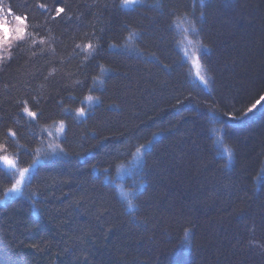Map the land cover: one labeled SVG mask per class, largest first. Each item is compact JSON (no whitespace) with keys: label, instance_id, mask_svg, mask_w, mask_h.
Wrapping results in <instances>:
<instances>
[{"label":"trees","instance_id":"trees-1","mask_svg":"<svg viewBox=\"0 0 264 264\" xmlns=\"http://www.w3.org/2000/svg\"><path fill=\"white\" fill-rule=\"evenodd\" d=\"M122 2L0 0L28 17L0 63V156L33 168L0 205V264H264V109L244 115L264 96V0ZM14 185L0 165V200Z\"/></svg>","mask_w":264,"mask_h":264},{"label":"rangeland","instance_id":"rangeland-1","mask_svg":"<svg viewBox=\"0 0 264 264\" xmlns=\"http://www.w3.org/2000/svg\"><path fill=\"white\" fill-rule=\"evenodd\" d=\"M139 2V0H136V2L134 4H130V5H124L122 2V5L125 9H131L133 8L135 5H137ZM0 9H2V11H0V17L6 19L11 26L15 29L16 27H24L25 33L23 35V38L18 40L16 38L15 33L12 34L11 39H9L7 41L6 44H2L0 45V63L2 62V60L5 57L6 52L8 51L9 48H11L14 44H16L19 41H22L26 38L27 36V27L26 24L25 25H20L16 20L15 17L11 16L7 10L0 6ZM176 31L178 34V47L181 51V53L183 54L184 60L186 61V63L189 66L190 69V78L192 80L193 83L197 84L198 86L202 87L205 90L209 89V85L205 86V84L203 83V81L200 79V77H204L205 80L208 81V78L205 75V71L203 68V65L201 64V51H199V49H204L202 47H200L199 42H197V40L195 39L194 35H193V28L190 25V23L187 20H180V22L178 23L177 27H176ZM201 52V53H200ZM95 101L93 99H87L86 101V105L87 107L83 110L84 114L81 115L80 112L77 114L78 117L83 118L85 117L86 113L95 105ZM26 116L29 118H34L32 115H30V113H26ZM50 131V132H49ZM49 133L53 132V136H55L56 138H60L63 135L64 132V126L62 124H57L54 128H52L51 130H48ZM45 134L47 133L44 132ZM48 133V134H49ZM49 144L47 145V143H45V141L41 144V148L39 149V154L42 156L43 154L47 153L49 150H51L50 154L51 156H47L48 159H51L52 156L56 157V149L54 148V145L50 144V142H48ZM50 146V147H49ZM1 152L4 151V149H0ZM141 155V154H140ZM4 157H7L8 159H10L12 161V164L9 165L5 162ZM42 160V158H41ZM138 162H140V157H137ZM0 165L2 168H4L7 172H9L14 180H15V185H17V182L19 181V190L16 192L10 191L9 194L7 195V198L5 197L4 200H0V205L1 204H5L6 201H10L14 200L17 197H20L23 191L24 186H26V183L28 181V178L30 176V173L32 171V167L28 170L27 173H24L23 177L20 175V173L23 171V169H21L18 165V162L16 159H14L13 157L9 156L6 152L1 153L0 156Z\"/></svg>","mask_w":264,"mask_h":264},{"label":"snow or ice","instance_id":"snow-or-ice-1","mask_svg":"<svg viewBox=\"0 0 264 264\" xmlns=\"http://www.w3.org/2000/svg\"><path fill=\"white\" fill-rule=\"evenodd\" d=\"M136 2V0H123V4L124 5H130V4H134ZM0 11H2V9H0ZM65 9L63 7H60L58 8L57 10V15H60L61 13H64ZM8 13L11 15L12 14V10L11 9H8ZM27 19L28 17L26 15H16L15 16V20L20 24V25H25L26 22H27ZM25 28L24 27H16L15 29L11 26V24L4 18L0 17V45L2 44H6L7 41L9 39H11V36L13 33H15L16 35V38L18 40L22 39L23 38V35L25 33ZM88 48H92V45L89 44L87 46ZM2 58V57H0ZM200 79L203 81V83L205 84V86L208 85V81L205 80L204 77H200ZM91 99V98H89ZM261 101H264V96H261L259 99H257L252 105L251 107H249L247 109V111L245 112V116L248 114V113H253L255 114L256 111H259L261 109H264V104L261 103ZM25 111H27V109H25ZM80 114L83 115L84 114V111L83 109H80ZM30 115L32 116H35L36 113H30ZM230 119H235L234 116H230L228 117ZM4 160L7 164L11 165L12 164V161L10 159H8L7 157H4ZM28 172V169L25 168L21 173L20 175L23 177L24 173H27ZM19 181L17 182V185L14 186L12 189H10V191H13V192H16L19 190ZM188 238V235H187V232L185 233V239L187 240Z\"/></svg>","mask_w":264,"mask_h":264},{"label":"bare ground","instance_id":"bare-ground-1","mask_svg":"<svg viewBox=\"0 0 264 264\" xmlns=\"http://www.w3.org/2000/svg\"><path fill=\"white\" fill-rule=\"evenodd\" d=\"M141 1H142V0H139L138 4H139ZM138 4H137V5H138ZM135 6H136V5H135ZM199 44H200V47L204 48V46H203L200 42H199ZM178 46H179V45H178V43H177V47H178ZM203 50H204V49H199V51H201V52H202ZM201 52H200V53H201ZM201 64H202V63H201Z\"/></svg>","mask_w":264,"mask_h":264}]
</instances>
